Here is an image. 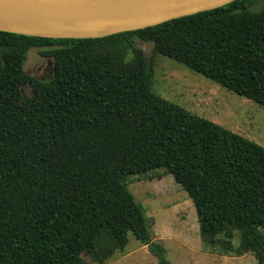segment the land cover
Wrapping results in <instances>:
<instances>
[{"label":"trees","instance_id":"16d2710c","mask_svg":"<svg viewBox=\"0 0 264 264\" xmlns=\"http://www.w3.org/2000/svg\"><path fill=\"white\" fill-rule=\"evenodd\" d=\"M257 1L97 38L0 30V264H102L130 231L173 264L125 180L159 168L191 198L205 245L264 264V146L154 86L163 54L264 106ZM34 47L53 59L47 80L24 68Z\"/></svg>","mask_w":264,"mask_h":264},{"label":"rangeland","instance_id":"374dc122","mask_svg":"<svg viewBox=\"0 0 264 264\" xmlns=\"http://www.w3.org/2000/svg\"><path fill=\"white\" fill-rule=\"evenodd\" d=\"M264 6L258 0L254 9ZM147 58L152 43L136 40ZM154 86L157 93L199 116L210 119L264 146V106L212 81L177 60L158 54L155 61ZM26 72L42 80L53 76V59L29 50L24 63ZM22 101L33 98L29 85L21 87ZM135 200L149 217L154 238L166 248L173 264H258L252 253L242 256L222 254L205 245L200 236L197 212L188 193L172 174L163 168L125 177ZM126 247L102 264H158L157 257L133 232H128ZM239 239L235 238V243ZM88 264H100L83 253Z\"/></svg>","mask_w":264,"mask_h":264},{"label":"water","instance_id":"95a60500","mask_svg":"<svg viewBox=\"0 0 264 264\" xmlns=\"http://www.w3.org/2000/svg\"><path fill=\"white\" fill-rule=\"evenodd\" d=\"M233 0H0V30L97 38L214 9Z\"/></svg>","mask_w":264,"mask_h":264}]
</instances>
